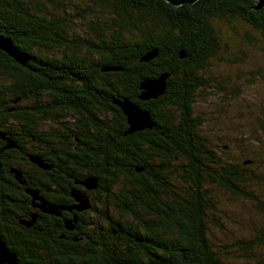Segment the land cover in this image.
Returning a JSON list of instances; mask_svg holds the SVG:
<instances>
[{
    "label": "trees",
    "instance_id": "16d2710c",
    "mask_svg": "<svg viewBox=\"0 0 264 264\" xmlns=\"http://www.w3.org/2000/svg\"><path fill=\"white\" fill-rule=\"evenodd\" d=\"M256 5L0 0V35L26 57L23 65L0 50V159L9 157L11 189L0 215L10 234L23 232L10 244L20 264H227L209 233L212 186L264 201L247 187L251 160L222 154L229 145L202 133L193 105L211 85L204 69L224 30L234 44L264 46ZM163 74V94L139 99L141 81ZM125 99L149 113L151 128L128 132ZM74 190L88 208H75ZM232 245L248 257L264 246V229Z\"/></svg>",
    "mask_w": 264,
    "mask_h": 264
},
{
    "label": "rangeland",
    "instance_id": "374dc122",
    "mask_svg": "<svg viewBox=\"0 0 264 264\" xmlns=\"http://www.w3.org/2000/svg\"><path fill=\"white\" fill-rule=\"evenodd\" d=\"M231 36L226 30L221 34L222 47L204 69L211 85L196 97L193 109L204 120L202 133L212 142L229 145L225 151L222 147V154L233 156L234 149L237 156L244 151L243 159L251 160L246 169L253 181L247 187L263 203L264 128L260 124L264 125V46L244 41L234 44ZM211 195L214 208L210 216L216 223H209V233L217 244L225 246L221 249L225 251V263L264 264V246H253L248 250L251 255L242 257L236 255L240 250L232 245L251 240L264 229L263 207L215 186Z\"/></svg>",
    "mask_w": 264,
    "mask_h": 264
},
{
    "label": "water",
    "instance_id": "95a60500",
    "mask_svg": "<svg viewBox=\"0 0 264 264\" xmlns=\"http://www.w3.org/2000/svg\"><path fill=\"white\" fill-rule=\"evenodd\" d=\"M173 6H179L181 4H193L197 0H165ZM257 5L253 7V9L258 10L261 7H264V0H256ZM0 50L4 51L7 55L12 57L18 63L25 65L26 57L21 54L18 49L12 44V42L5 37L0 35ZM184 55L181 54L180 57ZM149 57L145 56L143 60H148ZM168 74L160 75L153 79H145L141 81L139 88L141 89V93L139 95V99L148 100L152 98H157L159 95L163 94L165 89V80ZM121 110L126 116L127 124L129 126L128 132L138 131L145 128H151L153 126V121L149 113L145 110H142L137 104L132 103L129 100H123L118 102ZM34 160L38 165L41 166L40 162L36 159ZM86 189H93L96 187V179L94 177H89L83 182ZM32 193V192H31ZM73 197L76 200L77 204L74 205L77 210L86 209L89 207V198L82 192L73 191ZM33 200L39 199V196L36 193H32ZM42 211L57 214V208H53V206L48 205L47 202L43 199L40 200V204L38 205ZM29 225V223H27ZM65 225L67 228H71V220H66ZM1 249L0 258L4 259L9 264H18L13 253L7 251L5 248Z\"/></svg>",
    "mask_w": 264,
    "mask_h": 264
},
{
    "label": "flooded vegetation",
    "instance_id": "af4514ba",
    "mask_svg": "<svg viewBox=\"0 0 264 264\" xmlns=\"http://www.w3.org/2000/svg\"><path fill=\"white\" fill-rule=\"evenodd\" d=\"M3 135L5 137L4 133H3ZM22 138L24 139L25 137H22ZM1 143L3 145L2 141H1ZM1 150L3 152V147L0 149V151ZM0 160H1L0 161V209L9 210V199H8V197H9L10 190H11L10 186H9L10 169H7V164H9V157H4L3 159H0ZM39 172H41V170H39ZM34 173H36V172H34ZM28 178H29V185H31V180H30L31 177L28 176ZM25 182L27 183V180H25ZM22 184H23V182H22ZM32 188H35V187H32ZM55 188H56V186L53 185V183H52V187L50 189L54 190ZM35 189H38V191L40 190L39 188H35ZM41 199H43V198L41 196H39V199L33 200L34 204L36 206H38L40 204ZM45 201L48 202V200H45ZM30 203H32L31 199H30ZM31 205H33V204H31ZM32 207H34V206H32ZM6 222H7L6 217L0 215V248L3 247L7 251L13 253V255L16 258L17 263L20 264L19 263L20 261H18L16 255H15V249L13 247L15 245V242L13 241V238H16V241H18L19 239L23 241L22 237L20 236V234H22L23 232L19 233L18 237H16L17 235L10 234L7 230ZM10 244L13 246H11ZM20 245H23V244L21 243ZM20 245H18V246H20ZM0 255H1V249H0ZM0 264H9V263L6 262L3 258L2 259L0 258Z\"/></svg>",
    "mask_w": 264,
    "mask_h": 264
}]
</instances>
